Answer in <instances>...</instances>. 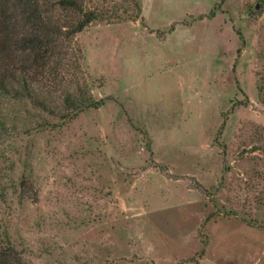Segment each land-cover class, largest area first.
Returning a JSON list of instances; mask_svg holds the SVG:
<instances>
[{
    "label": "rangeland",
    "instance_id": "1",
    "mask_svg": "<svg viewBox=\"0 0 264 264\" xmlns=\"http://www.w3.org/2000/svg\"><path fill=\"white\" fill-rule=\"evenodd\" d=\"M84 7L102 18L73 36L69 96L0 93V250L264 264V0Z\"/></svg>",
    "mask_w": 264,
    "mask_h": 264
},
{
    "label": "trees",
    "instance_id": "2",
    "mask_svg": "<svg viewBox=\"0 0 264 264\" xmlns=\"http://www.w3.org/2000/svg\"><path fill=\"white\" fill-rule=\"evenodd\" d=\"M84 2L0 0L1 94L27 99L47 112L50 111L48 98L51 95L69 96V88L76 86L69 74L70 69L76 68V57L72 55L78 54L73 46V36L102 18L96 9L86 10ZM208 17H213L212 11ZM258 90L264 103V78ZM63 103L66 104V100ZM90 105L98 107L97 103L84 105L78 102L68 106L79 111ZM0 264L26 263L14 250L3 248Z\"/></svg>",
    "mask_w": 264,
    "mask_h": 264
}]
</instances>
